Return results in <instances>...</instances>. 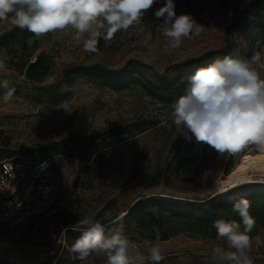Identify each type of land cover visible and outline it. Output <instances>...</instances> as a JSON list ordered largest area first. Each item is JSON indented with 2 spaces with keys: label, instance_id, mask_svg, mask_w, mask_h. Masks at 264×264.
<instances>
[{
  "label": "rangeland",
  "instance_id": "374dc122",
  "mask_svg": "<svg viewBox=\"0 0 264 264\" xmlns=\"http://www.w3.org/2000/svg\"><path fill=\"white\" fill-rule=\"evenodd\" d=\"M173 2L177 15L192 16L203 29L167 51L162 19L154 16L165 0H157L139 23L111 40L100 38L98 52L92 54L83 51V38L77 39L71 28L37 39L10 20L0 21V60L7 66L0 80L15 88L10 102L0 100V159L50 155L59 177L56 213L0 228V264H106L104 255L80 261L68 251L81 234L70 226L85 216L99 221L108 236L122 232L132 253L147 255L146 245L158 243L165 257L160 264H211V250L227 249L226 240L218 238L215 228L200 234L171 222L170 211L178 209L169 204L206 206L237 195L264 194V181L257 179L221 184L238 161L262 154L257 146L217 153L173 124L171 106L178 98L164 102L135 84L109 85L73 70H137L156 84L173 81L176 91L179 82L216 58L249 59L260 53L261 63L253 67L264 78V0ZM148 32L151 50L140 43ZM40 54L43 72L29 71ZM140 120L147 130L128 138ZM147 198L156 202L140 209L150 214L136 211L123 217L137 199ZM252 217L249 255L253 264H264V213Z\"/></svg>",
  "mask_w": 264,
  "mask_h": 264
},
{
  "label": "clouds",
  "instance_id": "9594fccd",
  "mask_svg": "<svg viewBox=\"0 0 264 264\" xmlns=\"http://www.w3.org/2000/svg\"><path fill=\"white\" fill-rule=\"evenodd\" d=\"M155 3L157 0H0V21L10 20L37 39L71 28L77 39L83 38V51L92 54L98 52L100 38L111 40L118 31L128 30ZM154 16L162 19L165 51L181 47L184 39L198 36L203 29L192 16L177 15L173 0H165ZM151 41L152 34L148 32L140 43L151 50ZM260 63L261 54L255 53L249 59L216 58L198 68L187 78L184 94L171 106L173 124L190 132L197 143L206 144L220 154H235L247 145L264 150V78L253 67ZM6 70L5 62L0 60V72ZM0 89H4L0 100L10 102L15 88L9 80H0ZM249 208V201L240 198L232 205L240 222L223 218L213 222L218 238L226 240L227 249L214 247L211 264H253L249 233L255 220ZM70 227L81 233L68 247L80 261L94 253L106 256V264H160L165 259L159 244L153 242L146 245L147 255L132 253L122 232L106 235L104 226L91 216ZM256 242L261 243L259 237Z\"/></svg>",
  "mask_w": 264,
  "mask_h": 264
},
{
  "label": "trees",
  "instance_id": "16d2710c",
  "mask_svg": "<svg viewBox=\"0 0 264 264\" xmlns=\"http://www.w3.org/2000/svg\"><path fill=\"white\" fill-rule=\"evenodd\" d=\"M95 68L96 66H89V67L76 66L73 68V70L76 71L77 73H82V74L87 73V75L89 76L99 77L102 81H105L109 85L111 84V85L121 86V85L135 84L139 87H142L144 91L153 98L159 99L164 102L171 101L172 99L179 98L181 95H183L181 90L185 89L188 83L187 80L179 82L178 87L176 88L175 91L173 90V85H174L173 81L172 82L167 81L164 85L156 84L155 82L151 81L146 76H144L143 74L138 73L137 70H130L123 74H116L112 70L104 71L97 69L98 71L93 72V69ZM43 69H44L43 56L41 54L38 55L28 65L29 71L43 72ZM158 79L163 82L165 81V76L160 75L158 76ZM133 125L134 128L132 130H129V132L127 133L128 138L135 136L138 133V131L144 132L147 130L146 122L144 120L136 121ZM240 198H245L249 201L250 215L255 217L256 215L264 213V194H245V195H237L231 198H225L223 200L208 204L206 206L170 203L169 205L176 207L178 210H171L169 213V218L171 222L176 223L179 227L183 229H187L194 233L205 234L210 230L214 229L213 222L217 219L223 218L226 221L235 220L237 222H240L239 215L232 211L233 203L238 201ZM151 201L156 202L152 198L137 199L131 206L127 207L123 217L128 218L136 211H138L136 215L150 214V212H144L142 209H140V207ZM56 211L51 212L46 216H42V215L32 216L30 220L31 219L40 220L42 218L49 217L54 213H56ZM159 218L163 220L165 216L159 213ZM143 219H144L143 216H141L139 221H142L143 223L144 222ZM155 225L156 224L154 223L152 224V226ZM254 234L255 233H249V236L251 237Z\"/></svg>",
  "mask_w": 264,
  "mask_h": 264
},
{
  "label": "built area",
  "instance_id": "2783aa9c",
  "mask_svg": "<svg viewBox=\"0 0 264 264\" xmlns=\"http://www.w3.org/2000/svg\"><path fill=\"white\" fill-rule=\"evenodd\" d=\"M59 177L50 155L0 159V228L54 212Z\"/></svg>",
  "mask_w": 264,
  "mask_h": 264
},
{
  "label": "bare ground",
  "instance_id": "6f19581e",
  "mask_svg": "<svg viewBox=\"0 0 264 264\" xmlns=\"http://www.w3.org/2000/svg\"><path fill=\"white\" fill-rule=\"evenodd\" d=\"M261 155H252L241 159L221 180L223 186H230L248 178L264 181V150Z\"/></svg>",
  "mask_w": 264,
  "mask_h": 264
},
{
  "label": "water",
  "instance_id": "95a60500",
  "mask_svg": "<svg viewBox=\"0 0 264 264\" xmlns=\"http://www.w3.org/2000/svg\"><path fill=\"white\" fill-rule=\"evenodd\" d=\"M229 187V186H228Z\"/></svg>",
  "mask_w": 264,
  "mask_h": 264
}]
</instances>
